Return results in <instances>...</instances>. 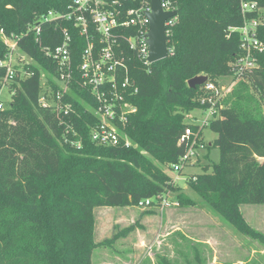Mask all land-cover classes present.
I'll list each match as a JSON object with an SVG mask.
<instances>
[{
  "label": "trees",
  "instance_id": "obj_1",
  "mask_svg": "<svg viewBox=\"0 0 264 264\" xmlns=\"http://www.w3.org/2000/svg\"><path fill=\"white\" fill-rule=\"evenodd\" d=\"M73 1L0 0V29L8 36L18 35L49 11L67 12ZM245 1L264 7V0ZM137 2L129 7H137ZM170 2L178 17L169 38L173 55L149 66L136 59L127 63L138 89L129 98L137 109L125 128L133 143L129 148L96 146L90 134L97 119L71 96H64L63 102L73 105L67 120L78 136H68L72 141L66 143L57 115L39 105L43 71L53 80L59 74L44 48L54 50L61 44L64 27L73 38L72 90L95 105L94 98L80 87L79 65L87 44L69 23H44L40 42L33 34L20 42L36 64L26 67L32 76L14 86L13 99L0 111V264H93L96 249L110 246L131 234L135 225L141 226L136 222L121 230L116 227L112 238L98 242L96 212L136 208L141 201L178 190L173 177L144 152L169 165L172 173L171 166L186 151L179 142L181 136L188 126L195 132L198 127L187 119L202 108L201 87L192 89L188 81L201 75L211 80L228 75L241 43L239 32L231 29L242 26L243 16L241 0ZM7 52L0 39L1 60ZM259 57V69L237 84L209 126L217 137L207 149L219 150V162L203 165L191 182L214 212L251 237L259 234L245 221L241 207L264 205V55ZM53 80L47 79V85L56 94L59 87ZM179 202L192 204L181 195Z\"/></svg>",
  "mask_w": 264,
  "mask_h": 264
},
{
  "label": "built area",
  "instance_id": "obj_2",
  "mask_svg": "<svg viewBox=\"0 0 264 264\" xmlns=\"http://www.w3.org/2000/svg\"><path fill=\"white\" fill-rule=\"evenodd\" d=\"M137 0H74L67 12L49 11L26 28V31L8 36L0 29V39L7 47L5 59H0V111L5 109L15 95L20 81L32 76L26 67L35 65L20 47L22 39L33 34L36 41L44 23H69L73 30L86 41V48L81 55L79 65L80 87L94 98L95 105L87 104L77 97L73 90V58L71 45L73 44L70 29L62 30V42L54 50L44 48L47 57H52L58 68V77L53 80L49 72L43 71V91L39 98V105L51 109L59 120L60 126L65 129V142H71L68 136H78L73 125L68 122L69 116L74 112L73 105L65 103L64 96L77 99L97 119V125L91 130V140L96 146L114 148L125 146L129 148L133 143L125 132L129 117L136 113V107L129 101L131 96L137 94L138 89L131 79L130 69L127 65L129 59H136L144 66L151 65L148 61L150 47L148 34L150 24L147 14L151 11V0H141L137 7H129ZM165 12L176 11L170 0H161ZM240 10L243 16L241 27L233 28L241 37L240 52L229 63V73L215 80L208 77L207 82L201 86L200 105L205 107V117L197 122L196 132L188 126L180 138V144L185 145L186 151L176 164L171 166L175 173L173 184L181 180V173L193 166L198 160L200 148L204 145L201 138L204 130L209 128L211 122L219 117L224 107L225 99L233 92L237 84L245 79V75L259 69L260 55H264V7L256 1L241 0ZM256 14L257 17H249ZM178 17H172L165 23L168 37V56L173 55V48L169 47V38L172 28L177 24ZM57 31V30H56ZM47 79L59 87L54 94L52 87L47 85ZM80 84V82H79ZM8 94L9 99H6ZM77 145V144H76ZM80 148V144L77 145ZM159 203L163 208L180 206L179 201H170L168 195H159L146 199L137 205L141 208H150Z\"/></svg>",
  "mask_w": 264,
  "mask_h": 264
},
{
  "label": "rangeland",
  "instance_id": "obj_3",
  "mask_svg": "<svg viewBox=\"0 0 264 264\" xmlns=\"http://www.w3.org/2000/svg\"><path fill=\"white\" fill-rule=\"evenodd\" d=\"M5 96L9 99L8 94ZM204 112L203 106L201 109L194 110L191 118L187 119L188 123L201 122L205 117ZM216 137L217 135L209 128L204 130L201 138L204 148H200L198 161L185 171L183 170L181 180L175 183L177 191L166 192L170 201H179L181 195L183 200H188V203L193 205L163 208L159 203H154L150 208L138 206L134 209L105 208L95 213L98 242L105 238H112L117 232L116 227L121 230L135 225L137 219L142 218L138 213L143 211L151 210L150 220L141 222L147 226L146 230L148 231L149 228L158 230L151 231L146 236L151 241L156 239L157 242L153 241L151 245L142 243L143 249L140 250L138 246H134L132 249L137 252H128V239L137 241L143 238V231L136 232L140 228L135 225V230L131 234L114 240L115 242L110 246L99 248L92 258L93 264H198V262L212 264L211 260L216 256L220 264H264V205L245 206L242 209L243 212L241 210L243 217L244 215L246 217H244L245 221H249L250 224L247 223L251 229L259 234L258 237H251L238 232L234 226L214 212L192 187L191 182L195 180L196 174L202 172L203 165L217 163L220 160V152L217 148H211L209 152L207 149ZM144 156L155 163L161 171L164 170L173 178L176 176L174 172L171 173L169 165L157 162L147 152H144ZM163 222H168V225H162ZM129 235L131 237H128ZM138 244L140 245V242ZM213 263L217 264L216 260Z\"/></svg>",
  "mask_w": 264,
  "mask_h": 264
},
{
  "label": "water",
  "instance_id": "obj_4",
  "mask_svg": "<svg viewBox=\"0 0 264 264\" xmlns=\"http://www.w3.org/2000/svg\"><path fill=\"white\" fill-rule=\"evenodd\" d=\"M147 16L150 24L148 34L150 53L148 61L150 64H154L168 57V37L165 23L168 19L177 16V11L165 12L161 6V0H151V11ZM207 80L208 77L206 75L197 76L188 81V86L196 89L204 85Z\"/></svg>",
  "mask_w": 264,
  "mask_h": 264
},
{
  "label": "crops",
  "instance_id": "obj_5",
  "mask_svg": "<svg viewBox=\"0 0 264 264\" xmlns=\"http://www.w3.org/2000/svg\"><path fill=\"white\" fill-rule=\"evenodd\" d=\"M205 162H206V161H205ZM201 164H202V163H201ZM196 166H197V164L195 165V167H196ZM195 167H193V168H195ZM245 206H251V207H253L254 205H244V206L241 207V210H242L243 207H245ZM129 209H131V208H129ZM133 209H134V208H133ZM150 211H151V210H149V212H150ZM143 212H144V211H143ZM242 212H243V210H242ZM141 213H142V212H141ZM141 213H138V214H139L142 218H141V219L138 218V219H137V222L139 221V223H141L143 220H145L146 222H148V221L150 220V216H149V215L151 214V212L148 213L147 215H143V214H141ZM157 215H160V214H157ZM155 216H156V215H155ZM167 216H168V215H167ZM244 217H245V215H244ZM245 218H246V217H245ZM134 220H136V219H134ZM166 220H167V218H166ZM246 220H247V219H246ZM168 222H169V221H168ZM168 222H167V223H168ZM247 222L249 223V221H247ZM135 223H136V222H135ZM167 223H166V222H163L162 225H165V224L168 225ZM145 224H146V223H145ZM249 224H250V223H249ZM141 225H142V226L138 227V228H140V229H137L136 232H139L138 230H140V232L143 231V232H142V233H143V234H142V237H143V238H140L139 240L137 239V241H136V239H133L132 241H129V239H128V242H129V245H128V246H129V247H128V252H133V253H135V252H137V251H136V250L134 251V250L132 249L134 246H136V247L138 246V247L140 248V250H141V249H143V247H142V243H145L146 245H147V244H150V245H151V244H153V243L156 241V239L151 241V240H150L148 237H146V236L149 234V232H151V231L154 232V231H156V230H158V229H156V228H155V229H154V228H151V229H150V228H149V230L147 231V230H146V227H147V226H144L143 223H141ZM139 234H140V233H139ZM144 234H145V235H144ZM166 234H167V233H166ZM166 234H165V235H166ZM154 235H155V234H154ZM156 235H158V234L156 233ZM140 236H141V234L139 235V237H140ZM128 237H131V235H129ZM135 241H136V242H135ZM150 241H151V242H150ZM153 241H154V242H153ZM134 242H135V243H134ZM138 242H140V245L138 244ZM156 242H157V241H156ZM136 247H135V248H136ZM98 250H99V248L96 249V251H98ZM132 250H133V251H132ZM96 251H95V252H96ZM142 251H144V250H142ZM95 252H94V254H95ZM214 260H216L217 264H220V263H219V258H218L217 256H216L214 259L211 260V263H212V264H214V263H213ZM239 262H240V261H239Z\"/></svg>",
  "mask_w": 264,
  "mask_h": 264
}]
</instances>
